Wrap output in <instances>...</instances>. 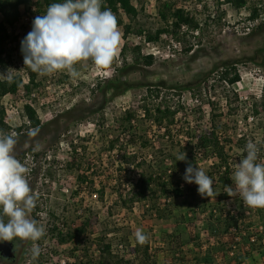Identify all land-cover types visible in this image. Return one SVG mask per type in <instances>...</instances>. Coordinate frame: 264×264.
I'll list each match as a JSON object with an SVG mask.
<instances>
[{
  "label": "rangeland",
  "instance_id": "374dc122",
  "mask_svg": "<svg viewBox=\"0 0 264 264\" xmlns=\"http://www.w3.org/2000/svg\"><path fill=\"white\" fill-rule=\"evenodd\" d=\"M33 1L35 4V0ZM222 1L196 0L189 4L195 13L200 14L204 3L209 2V11L217 14V17L219 15L223 17L222 25L211 26L204 36L195 40L196 48L191 53L185 54L184 50H177L176 46L173 48L166 41L147 42L135 37L129 40L124 38L125 26L129 24L145 29L146 33H156L165 29L159 17L158 0H146L145 3L142 1L137 4L139 9L145 7L146 14H140L135 21L120 14L118 27L121 40L116 56L118 66L123 69L122 72L118 73L114 67L107 70L97 68L89 62L87 66L77 65L80 73L77 77L70 76L66 71H59L54 75L45 76L44 85L37 91L25 86L15 97L11 95L3 97L1 106L5 109V122L10 127L5 133L15 132L14 130L20 125L29 123L27 107L32 105L46 124L44 129L38 132L39 137L25 139L17 134L18 142L14 148V155L27 154L37 143L40 146L37 151L53 147L43 161L41 179L37 181L38 184L30 186L32 193L37 197L36 207L30 213V218L46 228L45 235L35 242L41 252L33 259L34 242L32 241L21 264L30 262L36 264L41 261L74 264V261L83 257L89 258L85 249L92 244V248L97 252L96 243L100 241L101 231L108 226L109 221L116 226L114 228L116 230L125 228L123 233H117L119 237L129 230L132 232L133 253L136 245V230L143 229L147 235H150L153 252L158 257L162 254V259L158 258L159 264H164L163 257L168 256L169 250L164 247V243L169 242L167 236L179 231L183 234L189 256L195 255L199 243H195L192 236L200 235V243L211 242L212 248L217 245L218 239L210 237L205 218L190 213L184 200L172 201L173 214L164 220H159L146 203L131 204L130 199L134 195V184L144 173L159 175L168 165L169 168L173 167L172 165H176L175 159L180 147L190 148L191 143L197 147L202 139L213 142L211 137L215 132L222 145H226L225 138L233 140L232 144L235 146L231 155L236 162H239L241 153L236 149V144L243 136L247 135L249 141L258 146L264 145V19L261 25L246 21L250 14L248 10L237 13L230 6L225 8L221 5ZM256 3L264 18V0H256ZM14 4L23 18L28 20H24L17 30H12L11 53L15 63L21 67L20 71H27L28 67L24 65L19 44L31 31L36 15L28 11L24 2ZM138 45L141 46L139 52L141 57L154 55L157 58L158 61L154 66L138 67L133 63L124 67V57L132 60V48ZM173 49L176 50L174 53ZM232 63L238 64L242 76V81L233 87L221 82L216 74H211L217 68ZM209 75L212 77L210 84H207L205 79ZM114 78L120 80L119 84H116L117 89L113 91L104 89L97 95L98 108L102 113L84 123H76L75 120L80 117L78 113L81 109H76L72 115L73 106L83 99H94L92 87L98 83V80L106 82ZM109 83L110 80L105 85ZM192 85L196 86L195 91L198 94L196 99L189 90L184 89ZM150 88L159 90V98L155 96V99H148ZM210 103L216 104L215 111ZM159 105L184 109L177 115L176 123L169 131L167 123L163 126L157 124L155 118L148 115V109L153 114L152 111H155ZM126 112L135 114L132 123L126 124L128 131L119 128L121 122L119 119ZM214 115H217L215 123ZM101 116L104 117L102 120ZM67 129L68 132L61 135V132ZM169 132L173 135L172 142L165 138ZM134 135H143L145 139H137L136 144H130L129 139ZM74 146L80 151L78 163L74 162L72 155ZM197 152L198 167L213 179L215 194H220L222 178L218 173V167L222 163L218 158L206 160L202 157L203 152ZM21 158H18L19 161L22 160L21 163H32L34 159L33 153H30L24 162L23 156ZM54 159L56 163L53 170L48 173ZM119 173L125 176V186L117 179ZM44 175H48V178L45 179ZM83 178L89 179L82 182ZM181 183L183 186L186 185L185 181ZM102 190L105 192L104 201L100 198ZM96 194L98 197L95 196ZM165 200L166 198L163 197V202ZM203 201H208L210 204L217 203L213 196ZM229 203L236 209L243 207L242 200L238 196L233 197ZM88 211L94 214L93 226L86 232L91 236V240L83 241L82 237L80 241L83 242L79 241L80 247L75 253H73L75 246H72V243L59 246L52 233H50L51 237L47 234L55 226L62 227L67 222L70 225L75 221L79 227L87 217ZM248 215V223L253 227L252 232H257L262 223L259 211L256 210ZM75 222L73 224H76ZM72 229L77 228L75 226ZM224 241L227 242V239ZM254 241L256 240L253 239L252 242ZM259 243L263 246L257 244L256 250L250 253L251 256L255 252L264 254V242ZM191 245H194V248L190 247ZM206 248L205 255H209L211 249L209 246ZM242 255L244 253L239 251L230 254L235 260L244 262L245 258ZM220 257L216 258L215 255L213 263L230 264L228 259ZM208 259L206 256V260Z\"/></svg>",
  "mask_w": 264,
  "mask_h": 264
},
{
  "label": "trees",
  "instance_id": "16d2710c",
  "mask_svg": "<svg viewBox=\"0 0 264 264\" xmlns=\"http://www.w3.org/2000/svg\"><path fill=\"white\" fill-rule=\"evenodd\" d=\"M35 1L36 4L34 5L33 0H0V15L2 16L0 18V73H6L9 69H13L19 72L17 76L13 77L11 82L0 80V131L3 132H7L10 128L9 125L5 122V109L3 106H1L3 97L7 95L18 94L20 89L25 85L21 72H25L26 70L20 71L21 67H19L15 63V60L13 59L11 53V50L13 48L10 47V45L13 43V34L11 33V29L17 30L22 26L23 22V15L15 7L14 3L24 2L28 11L38 16L45 14L47 7L50 4L63 2V0ZM142 1H144V3L146 2V0H102L101 10L110 9L112 13L117 17L119 25L120 14H124L131 21H135L142 13L146 14L144 6L142 9H139L137 6V4ZM194 1L196 0H158L159 17L164 23L165 29L159 30L156 33H146L145 29L137 28L135 27V25L129 24L125 26L123 34L124 38L129 40L131 37H135L140 39L141 41L147 42L166 41V43L171 47L174 48L176 46L177 50H184L185 54L191 53L196 48V45L194 44L195 40H197L199 37L204 36L208 29L211 28V26L215 24H223V17L221 15L217 17V14L209 11V2H205L203 8L201 9V13L205 14V19L200 20V18L198 17L199 14L195 13V10L191 9V7L189 6V4L193 3ZM221 5H229L237 13H242L244 10H248L250 14L247 17L246 21L258 23L259 25L263 24L264 18L263 15H261V9L257 5L256 0H223L221 2ZM184 27H187V32L183 31ZM19 45H21V43ZM140 50V45L134 46L132 48L131 53L133 58L131 60L124 57V67L132 65L133 63L138 67H152L157 63L158 60L154 55H145L141 57L139 53ZM172 51L174 52L176 50L173 49ZM110 67H114L115 70L118 71V73L123 71V69L118 66L117 56H115L111 65L104 69L107 70ZM26 72L30 76V83L29 85H26L27 88L31 87L34 91H37L41 86L44 85L45 76H40L37 73L32 72L30 68H27ZM211 74H216L221 82L228 83L231 87L239 84L242 81L241 72L237 63L228 64L220 67L219 69L217 68ZM212 75L207 76V78L205 79V83L210 84V78L212 77ZM109 80L110 83L105 85L107 81L109 82ZM119 82V78L108 79L106 80V82L105 80H98V83L92 87V93L95 95L94 99H83L73 106L71 111L72 115L74 114V111L76 109H81V111L78 113L80 117L75 120L76 123H84L87 120L92 119L94 116L101 114L102 110L98 108L99 99L97 98V95L103 92L104 89L113 91L117 86L116 84H119ZM125 85H127V82H125ZM184 89L189 90L194 96L193 98H197L198 94L195 91V85L185 87ZM159 93L160 92L158 89L150 88L149 95L147 97L148 99H155V96L159 98ZM230 100L232 101V99ZM210 104L215 111L217 109L216 104ZM182 111H184L183 108L173 109L171 106L163 105H159L158 107H156L155 111H152L153 114H151V110H147L148 115L153 116L157 124L163 126L165 123H167L168 131L170 130L171 126L176 123L177 115ZM27 116L29 123H26L22 127L15 129L14 131L20 138L27 139L28 137H39V134H37L35 137L28 135V132L31 129H39V132H41L46 126V124H44L42 119L40 118L38 110L34 107V105L27 107ZM216 116H213L214 123L216 122ZM134 117V113L126 112L123 117L119 119V121H121L119 128L128 131V127L126 126V124L132 123ZM103 118L104 117L101 116L100 119L102 120ZM68 130L69 129H67V131L65 132H61V135L67 133ZM165 138L168 139V141L172 142V133L169 132V135ZM211 138L213 142L207 141V139H202V142H199L197 147H195L193 143H191L190 148L180 147L181 149H179L178 155L186 153V161L191 162L194 166H198L197 151L203 152L202 157L206 160L210 158H218L220 160V163L222 164L218 167V173L221 174L222 178V184L220 187L222 188V191L220 194H215L213 196L217 201L216 204H210L208 201L204 202L203 200L208 197H202L198 193V186L196 184L186 183L185 186L182 185L181 182L184 181L183 176L185 174L184 171L187 167V162L179 161L177 160V158L175 159L176 165H172L173 167L171 168H169L168 165L167 169H165V171L160 173L159 175L157 173H144L141 179H139L136 183L134 181V195L132 199H130L131 204L146 203L151 212H155L159 220H164L173 214L171 211V202L184 200L190 213L193 212L195 215H201L205 218V224L209 229L210 237L218 239L217 245L212 248L211 242L200 243V235H196L195 237L192 236V240H194L195 243L199 242L197 244L198 248L199 246L201 249L209 246V249H211V251L209 252L210 256L208 255L209 259L206 262H203L200 258L199 252H196L197 254L195 253L196 255L195 257H192V259L188 258L189 252H187L185 248L183 234L180 231L167 236L169 242H165L164 247L169 250V258L173 259L175 264H214L213 260L215 255L218 257L222 255L225 259H228L230 263L234 264L236 263V260L233 256H230L231 252H243L244 255H248L250 257V253L256 250L257 244H259L261 247L263 246L259 242H264V209L248 208L243 205V202V207L241 209H236V207H233L229 203V201L233 197L228 196L225 192V186H233V188L235 187L232 180L234 169L232 166L233 155H231V151H233L235 146L234 144H232L233 140L225 138L224 143H226V145H222V142L219 140L220 138H218L217 136V132L213 133ZM137 139L145 138L143 137V135H134L129 139V143L136 144L135 142ZM207 142H212V145L206 144ZM248 142V136L245 135L240 138L238 143L236 144V149L241 152L239 155L240 159H242L246 155L244 149ZM113 146L114 144H112L111 147ZM228 146L230 147L228 148ZM263 146L264 145L258 146L260 148L259 161H264ZM51 148L53 147L50 146L49 148L42 151L32 150L27 152V154L25 152H22V154L25 153V155H21V153H19V156H15L17 159L23 156L24 162L26 160V157L30 153H33L34 163H37V165H39L37 166V168L34 167V173L33 171H31V173H33L31 176H34L33 180L39 181L40 174L42 172H40L39 174L38 171L39 169H41L42 171L43 161L46 159V154L51 150ZM78 149V147L74 146V151L72 153L75 163H78L79 159L77 158L80 156V151ZM52 162L53 163H51V169L53 170V166L55 165L56 160L54 159L52 160ZM180 174H183L182 177H178ZM85 179L87 180L89 178H83L81 181L85 182ZM117 179L118 181H120L121 185L125 186V176L123 173H119ZM30 182L31 181H29L28 183ZM100 195L101 200L104 201L105 192H103V190L100 191ZM163 197L166 198L164 202ZM256 210L259 211V214L262 217V223L258 227L257 232H252L253 227L248 223V214L254 213V211ZM0 215H2V213H0ZM92 215L94 214L88 211L87 217L84 218L79 226L80 228L77 226V223L75 221L71 222L70 225H68L67 222L65 223V226L62 227L55 226L53 228L52 234L57 238L58 245L66 246L72 243V246H75L73 247V253H75L77 250H79V244L84 240L90 242L91 236L86 232L87 229L93 226L94 220L92 218ZM53 216L55 217V215ZM4 219L6 222L7 217H5ZM74 222L76 224H73ZM107 225V227L103 228L101 231L102 235L100 241L98 240L96 243L97 252L92 248L93 245L91 244V246L85 249V253L87 254V256H89V258L86 257L85 259L83 257L77 260L74 264H159L158 257L153 252L154 247L152 246L150 235H147L144 232L148 236L147 242L141 245L136 241L135 252L133 253V244L131 242L132 232H130V230L128 229V232H124V234L119 237L117 233H123L122 231L125 230V228L121 227L116 230L114 229L116 226L113 225L110 221ZM75 226L77 229H72V227ZM82 237L83 241L81 242L80 240ZM224 237L227 239V242L224 241L226 240L224 239ZM253 239L258 242H252ZM228 245H230L229 248ZM194 261L195 263H192ZM39 264L50 263L41 261L39 262Z\"/></svg>",
  "mask_w": 264,
  "mask_h": 264
},
{
  "label": "clouds",
  "instance_id": "9594fccd",
  "mask_svg": "<svg viewBox=\"0 0 264 264\" xmlns=\"http://www.w3.org/2000/svg\"><path fill=\"white\" fill-rule=\"evenodd\" d=\"M102 0H63L52 3L46 13L34 18L32 29L21 41L24 65L40 76H51L66 71L72 77L79 76L77 65L90 62L97 68L111 65L121 40L118 20L110 9L101 10ZM13 69L0 73V80L11 82ZM39 129H31L35 137ZM18 142L15 132L0 131V241H33V259L41 249L35 243L46 232L43 224L30 218L36 207L37 197L27 180L29 168L14 155ZM39 143L33 151L39 150ZM246 155L239 162L233 161L232 180L235 185L225 186L230 197H239L243 205L252 209H264V161H259L260 148L249 141ZM186 161V153L177 156ZM183 179L196 184L202 197L215 195L214 181L206 172L187 162ZM5 217L7 221L5 222ZM136 241L143 245L148 236L137 229Z\"/></svg>",
  "mask_w": 264,
  "mask_h": 264
},
{
  "label": "flooded vegetation",
  "instance_id": "af4514ba",
  "mask_svg": "<svg viewBox=\"0 0 264 264\" xmlns=\"http://www.w3.org/2000/svg\"><path fill=\"white\" fill-rule=\"evenodd\" d=\"M38 165H37V163L36 164L33 163L32 167L37 168ZM26 166L29 169H31L30 166H28V165H26ZM33 168L31 171H33V173H34L35 170H33ZM50 170H51V167H49L48 173L50 172ZM30 172L27 174L28 182L31 181L29 183V185L31 186V184H38L37 180H33L34 176L33 177L31 176L33 173H30ZM38 172L40 174V172H42L41 169H39ZM45 176H46L45 179H47L48 175H44V177ZM40 177H41V174H40ZM34 216L36 218L35 213H34ZM31 244H32L31 240H28V241L15 240L13 242L0 241V264H21L22 261L24 260V256L26 254V251L28 250V248L30 247Z\"/></svg>",
  "mask_w": 264,
  "mask_h": 264
},
{
  "label": "crops",
  "instance_id": "0c3cea01",
  "mask_svg": "<svg viewBox=\"0 0 264 264\" xmlns=\"http://www.w3.org/2000/svg\"><path fill=\"white\" fill-rule=\"evenodd\" d=\"M190 247H193L194 248V245H191ZM197 247V246H196ZM185 248H186V245H185ZM186 250H187V248H186ZM195 250V249H194ZM206 250H207V248L206 247H204V248H200V246H199V248L197 247L196 248V252L198 253H200V258H201V260L203 261V262H206L207 260H206V256H208V255H205V253H206ZM187 252H188V250H187ZM196 253V254H197ZM264 253V252H263ZM195 254V255H196ZM156 255V254H155ZM167 255V254H166ZM195 255L194 256H189L188 258L189 259H192V257H195ZM157 257H158V255H156ZM161 256H162V254H159V260L160 259H162L161 258ZM245 259H243L244 260V262H241V260H236V263H234V264H264V254H262V253H258V252H255V253H253V255L251 256V257H247L246 255H242ZM222 257V256H221ZM220 257V258H221ZM209 258V257H208ZM216 258H219L218 256H216ZM248 258V259H247ZM163 259H164V264H175V262H174V260L173 259H170L169 258V255L168 256H166V257H163ZM158 260V261H159ZM192 263H195V261L194 262H192ZM230 264H233V263H230Z\"/></svg>",
  "mask_w": 264,
  "mask_h": 264
},
{
  "label": "built area",
  "instance_id": "2783aa9c",
  "mask_svg": "<svg viewBox=\"0 0 264 264\" xmlns=\"http://www.w3.org/2000/svg\"><path fill=\"white\" fill-rule=\"evenodd\" d=\"M35 4H36V1H35ZM34 4V5H35ZM224 7L225 8H229V5H224ZM230 8L231 9H233L231 6H230ZM198 17L200 18V20H203V19H205V14H203V13H200L199 15H198ZM24 18H23V22H24ZM26 20H28V18H26ZM25 20V21H26ZM224 21H226V19H224ZM12 30L13 29H11V33H12ZM184 32H187L188 31V29H187V27H184V30H183ZM13 34V33H12ZM173 52V51H172ZM174 53V52H173ZM16 71V70H15ZM19 74V72H14V73H12V76L13 77H15V76H17ZM21 75L23 76V80H24V86L23 87H25L26 85H29V83H30V76L28 75V74H25V72H21ZM21 91V90H20ZM17 95V94H16ZM16 95H11V96H13V97H15ZM23 126V124L22 125H20V127H22ZM20 127H18V128H20ZM21 162V161H20ZM33 162H34V159L32 160V163H23V164H26V165H28V166H30V168L31 169H29V172L32 170V166H33ZM46 165V164H45ZM31 173V172H30ZM95 196H97L98 197V194H96ZM53 231V230H52ZM52 231L50 230L47 234H49V237H51L50 236V233H52ZM52 236L54 237V239H55V242H57V238L52 234ZM95 250V249H94ZM45 262H47V261H45ZM74 262H76V261H74ZM48 263H50V264H55V263H53L52 261H50V262H48ZM27 264H32L31 262L30 263H27ZM36 264H39V262H37ZM63 264H66L65 262H63Z\"/></svg>",
  "mask_w": 264,
  "mask_h": 264
}]
</instances>
